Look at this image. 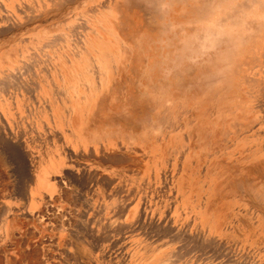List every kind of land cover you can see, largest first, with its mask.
<instances>
[{"label": "rangeland", "instance_id": "1", "mask_svg": "<svg viewBox=\"0 0 264 264\" xmlns=\"http://www.w3.org/2000/svg\"><path fill=\"white\" fill-rule=\"evenodd\" d=\"M263 69L264 0H0V264H264Z\"/></svg>", "mask_w": 264, "mask_h": 264}, {"label": "crops", "instance_id": "2", "mask_svg": "<svg viewBox=\"0 0 264 264\" xmlns=\"http://www.w3.org/2000/svg\"><path fill=\"white\" fill-rule=\"evenodd\" d=\"M59 117H62V116L60 115ZM72 120H73V118H72ZM77 154L75 152L73 153L72 151L69 150L67 153L61 152L60 155L53 157V161L49 165L47 172L43 173V175H40V177H39L40 181L42 180V182H41V184H39V186H41L42 189L44 190L43 191L44 195L52 194V195L58 197L61 194V197H58L59 199H61L62 197L66 198L69 196L70 191L67 187H71L73 185L78 184V182L76 181V178L73 177V176H75L73 169L76 166V161H81V160H76L77 156H79L80 159L85 160V158H87L88 155L91 154V152L85 153L82 151H78ZM107 157L109 159H111L110 155H107ZM64 176L66 178L65 181L67 182V187L64 186L65 184H63V185L61 184V183H63L62 179H60V180L57 179L59 177L62 178ZM43 184L45 186H47V185L50 187L52 186L51 190L49 191L47 187L43 186ZM59 190L60 191L62 190L63 196H62V193L59 192ZM102 223L104 224V222H102Z\"/></svg>", "mask_w": 264, "mask_h": 264}, {"label": "bare ground", "instance_id": "3", "mask_svg": "<svg viewBox=\"0 0 264 264\" xmlns=\"http://www.w3.org/2000/svg\"><path fill=\"white\" fill-rule=\"evenodd\" d=\"M60 2V1H59ZM25 7H28V5H26L25 4ZM30 8V7H29ZM4 9V8H3ZM20 10H21V8H20ZM30 19V18H29ZM16 24V23H15ZM24 24V23H23ZM85 25V24H84ZM77 26V25H76ZM77 28V27H76ZM5 30V29H4ZM58 36V35H57ZM55 38H56V36H55ZM54 38V39H55ZM73 39H75V38H73ZM53 41H55V40H53ZM51 42V41H50ZM50 44V43H49ZM48 45V44H47ZM46 45V46H47ZM42 46H45V45H42ZM36 55V54H35ZM32 67H33V65H32ZM28 69H29V67H28ZM264 70V69H263ZM16 71V70H15ZM19 71V70H18ZM22 71V70H21ZM13 73V72H12ZM23 73V72H22ZM21 75V74H20ZM253 79V78H252ZM3 80V79H2ZM255 82H256V80L255 79H253ZM2 83V82H1ZM0 83V84H1ZM16 83V82H15ZM3 85V84H2ZM20 85V84H19ZM10 86H12V85H10ZM29 86V85H28ZM256 86L261 90V91H263L264 90V82L261 80V81H257L256 82ZM5 88V87H4ZM6 88H7V86H6ZM8 89V88H7ZM19 89V88H18ZM32 89V88H31ZM6 90V89H5ZM32 90H34V89H32ZM75 95V94H74ZM20 121V120H19ZM23 131V130H22ZM22 133V132H21ZM75 155V154H74ZM86 155V154H85ZM120 156V155H119ZM124 156V155H123ZM123 156H122V158H123ZM131 157V156H130ZM129 158V157H128ZM124 159V158H123ZM119 160V159H118ZM118 160H116V161H118ZM125 160V159H124ZM123 160V161H124ZM106 161V160H105ZM122 161V160H121ZM118 164V163H117ZM94 172H96V171H94ZM131 172V171H130ZM107 175V174H106ZM91 177V176H90ZM102 177V176H101ZM65 180V179H64ZM109 180V179H108ZM145 183V182H144ZM30 184V183H29ZM111 184V183H110ZM124 185V184H123ZM120 192V191H119ZM132 192V191H131ZM49 198V197H48ZM55 198V197H54ZM129 204V203H128ZM46 206V205H45ZM48 206V205H47ZM50 211V210H49ZM121 212V211H120ZM123 212V211H122ZM43 217V216H42ZM68 219V218H67ZM119 222V221H118ZM117 223V222H116ZM102 224V223H101ZM122 224H123V222H122ZM106 225V224H105ZM125 225V224H124ZM108 226V225H107ZM111 226V225H110ZM109 226V227H110ZM115 227H117V225L115 226ZM101 228H102V226H101ZM110 229V228H109ZM101 231L103 230V229H100ZM108 230V229H107ZM107 230H105V231H107ZM114 230V229H113ZM112 230V231H113ZM104 233V232H103ZM102 234V233H101ZM105 236V235H104ZM104 240H105V238H104ZM170 257V256H169Z\"/></svg>", "mask_w": 264, "mask_h": 264}]
</instances>
